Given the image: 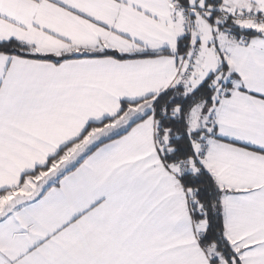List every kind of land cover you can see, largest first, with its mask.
Wrapping results in <instances>:
<instances>
[{
  "label": "snow or ice",
  "instance_id": "1",
  "mask_svg": "<svg viewBox=\"0 0 264 264\" xmlns=\"http://www.w3.org/2000/svg\"><path fill=\"white\" fill-rule=\"evenodd\" d=\"M0 264H264V0H0Z\"/></svg>",
  "mask_w": 264,
  "mask_h": 264
}]
</instances>
